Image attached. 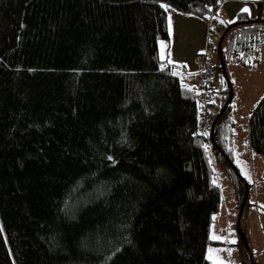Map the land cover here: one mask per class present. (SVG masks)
Instances as JSON below:
<instances>
[{"label": "trees", "instance_id": "16d2710c", "mask_svg": "<svg viewBox=\"0 0 264 264\" xmlns=\"http://www.w3.org/2000/svg\"><path fill=\"white\" fill-rule=\"evenodd\" d=\"M222 1L0 0V264H213L208 150L238 208L249 190L231 83L216 111L211 78L215 115L199 133L200 71L169 63L159 42L163 5L209 20ZM234 21L214 48L223 74L264 36V20ZM248 143L264 154V96Z\"/></svg>", "mask_w": 264, "mask_h": 264}, {"label": "rangeland", "instance_id": "374dc122", "mask_svg": "<svg viewBox=\"0 0 264 264\" xmlns=\"http://www.w3.org/2000/svg\"><path fill=\"white\" fill-rule=\"evenodd\" d=\"M221 31L220 33H222ZM217 34V38L219 34ZM167 41L159 42L160 56H165L164 47ZM217 44V42H216ZM257 51L254 55L246 57V64L239 63L237 57H231L225 62L223 74L220 70V58L217 51L212 54V64L216 67L215 75V93L213 102L216 111L221 106L222 88H225V79L231 83L232 98V117L234 121V163L237 165L240 174L249 183L247 201L245 205L238 208L236 219L230 217L229 230H231V239L235 244L230 253V259L225 250L208 251V256L216 264H264V154L250 151L248 144V122L256 102L264 96V36L261 42L255 46ZM198 57V55H197ZM198 63V60H197ZM209 160L213 163L214 180L217 183L216 176H226L225 170L213 162L212 150H208ZM256 170V173L254 172ZM219 172V174H218ZM218 174V175H217ZM251 174V176H250ZM252 174L258 185H254ZM222 193V203L220 210L213 216L211 230L216 237L224 235L221 226L218 223L229 211H236L233 206V189L229 180L221 178L218 184ZM226 211V213L224 212ZM222 216V218H221ZM215 253V254H214ZM216 255V257H214ZM217 255L221 257L218 258ZM235 263H234V262Z\"/></svg>", "mask_w": 264, "mask_h": 264}, {"label": "crops", "instance_id": "0c3cea01", "mask_svg": "<svg viewBox=\"0 0 264 264\" xmlns=\"http://www.w3.org/2000/svg\"><path fill=\"white\" fill-rule=\"evenodd\" d=\"M244 8H248L250 12H243L242 9ZM166 12L168 16L169 39L167 40V44L164 47L165 56H167L168 60L173 61L174 64L182 65L187 71L197 73L199 71L198 63H197V55L205 48L210 30H214L215 33L217 34L220 33L221 31H224L225 28L229 25V23L227 22L234 21L236 17L242 13L247 15L250 20H255V19L264 20V0H223L219 5V7L211 15L209 20H204L193 15L182 14L170 7L167 8ZM212 17H218V18L213 19ZM220 20H223L226 23L221 24L219 22ZM255 53H257L256 50L253 52L252 55H254ZM197 78L198 76L195 75L192 81L196 82ZM213 162L215 163V161ZM254 172L256 173V170ZM221 178L228 180L227 177L224 175L222 177L221 175L216 176L217 184L220 183ZM253 179L255 183L254 185H258L254 175L252 174V181ZM220 194H221V203H222L221 190H220ZM233 198H234V194H233ZM232 204L234 208H236V211L235 210L232 212L228 211L226 213V211L224 210L226 214L224 215L223 218L221 216L222 219H219L218 221V223L221 226L222 232L224 229L223 236L217 235L220 237H216V235L212 233L211 225H210L209 237L212 240L221 242L218 245H209L207 247L206 257L213 264H216L217 260L213 261L211 257L208 256V251L211 250L213 251L217 249L225 250V252L227 253L230 259V253L232 256L233 253L231 250L234 249V245L241 244V243H233L234 241L231 239V234H230L231 230H229L230 218L236 219L239 210L238 207L236 206L235 201ZM212 220L214 223V219ZM214 257H216V255ZM217 257L221 259L219 255H217ZM235 264H238L237 261Z\"/></svg>", "mask_w": 264, "mask_h": 264}, {"label": "built area", "instance_id": "2783aa9c", "mask_svg": "<svg viewBox=\"0 0 264 264\" xmlns=\"http://www.w3.org/2000/svg\"><path fill=\"white\" fill-rule=\"evenodd\" d=\"M217 41V33L211 30L205 48L198 54V68L200 74L198 75L196 85L198 87L197 105L199 109L198 116V132L206 133L209 124L215 115V109L211 104L209 92L213 86L210 82L211 78L216 74V69L212 64V54L214 52L215 44ZM182 85H187L188 80L183 78Z\"/></svg>", "mask_w": 264, "mask_h": 264}, {"label": "snow or ice", "instance_id": "6c2138e0", "mask_svg": "<svg viewBox=\"0 0 264 264\" xmlns=\"http://www.w3.org/2000/svg\"><path fill=\"white\" fill-rule=\"evenodd\" d=\"M163 7H165V9L167 10V8H168V6L167 5H163ZM242 11L243 12H250V10L248 9V8H244V9H242ZM213 19H216V18H218V17H212ZM221 24H225L226 22L225 21H223V20H220L219 21ZM235 21H228L227 23H234ZM169 63H173V61H171V60H169L168 61ZM175 74V73H174ZM207 133H205V135H206Z\"/></svg>", "mask_w": 264, "mask_h": 264}]
</instances>
